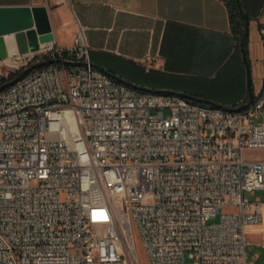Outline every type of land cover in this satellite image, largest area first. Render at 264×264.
Wrapping results in <instances>:
<instances>
[{
	"label": "built area",
	"instance_id": "1",
	"mask_svg": "<svg viewBox=\"0 0 264 264\" xmlns=\"http://www.w3.org/2000/svg\"><path fill=\"white\" fill-rule=\"evenodd\" d=\"M258 32L245 108L137 92L92 66L80 26L68 48L9 59L18 73L60 62L0 91V264H140L137 242L146 264H245L262 212L243 193L264 191V160L243 157L264 149V16Z\"/></svg>",
	"mask_w": 264,
	"mask_h": 264
},
{
	"label": "crops",
	"instance_id": "2",
	"mask_svg": "<svg viewBox=\"0 0 264 264\" xmlns=\"http://www.w3.org/2000/svg\"><path fill=\"white\" fill-rule=\"evenodd\" d=\"M239 1L248 20L246 54L227 0H0V7L44 6L63 48L80 26L90 62L124 82L234 108L248 103V87L253 97L259 93L263 78L264 0ZM249 202L260 204L262 217L247 228L245 264H264V199Z\"/></svg>",
	"mask_w": 264,
	"mask_h": 264
},
{
	"label": "water",
	"instance_id": "3",
	"mask_svg": "<svg viewBox=\"0 0 264 264\" xmlns=\"http://www.w3.org/2000/svg\"><path fill=\"white\" fill-rule=\"evenodd\" d=\"M239 7L240 12L242 13L241 7ZM244 19V33L240 39V45L243 50V43L245 38L247 37V24L248 20L244 13H242ZM6 35H12L18 54H23L28 51H35L38 47V44L50 41L53 39V35L51 32L47 9L44 6H7V7H0V60H3L7 56L5 44L3 37ZM243 60L245 63V68L247 72V84L249 86L250 79H249V67L246 61L245 56H243ZM60 62L58 60H48V61H41L35 63L21 72L7 82H4L0 85V91L5 89L6 87L12 85L17 80L24 77L30 71L42 67L44 65H48L51 63ZM67 63V62H63ZM96 69L105 72L111 78L135 89V90H142L145 92H149L147 89L140 88L135 86L131 83L124 82L120 78L113 76L103 70L101 67L93 65ZM153 93H163V94H175L181 96L185 99L192 100L199 104H210L211 106H215L213 103L204 100V99H197L192 98L183 93H176L172 91H154ZM253 100V95L251 89L248 87V103L242 105V108H245L248 104H250ZM240 108H237V110Z\"/></svg>",
	"mask_w": 264,
	"mask_h": 264
},
{
	"label": "rangeland",
	"instance_id": "4",
	"mask_svg": "<svg viewBox=\"0 0 264 264\" xmlns=\"http://www.w3.org/2000/svg\"><path fill=\"white\" fill-rule=\"evenodd\" d=\"M18 53L14 56H12L10 59L17 58ZM9 58V57H8ZM7 58L0 60V78L1 77H9L11 74L17 73L14 67H9L10 61L6 60ZM155 111L152 110L151 113L153 114ZM167 110H163V114L166 116L167 115ZM243 157L248 158V159H255V160H260L264 159V149L261 150H253L251 152H246L245 150L243 151ZM243 198L252 201L253 199L259 198V199H264V191L262 190H256L253 193L251 192H244L243 193ZM234 211L232 208L224 207L221 209L222 213H227ZM214 222L217 221V218L213 220ZM137 248H138V261L140 264H146L143 258L142 251L140 249L139 243L137 242ZM194 261L187 256V253H185L184 256V264H193Z\"/></svg>",
	"mask_w": 264,
	"mask_h": 264
},
{
	"label": "trees",
	"instance_id": "5",
	"mask_svg": "<svg viewBox=\"0 0 264 264\" xmlns=\"http://www.w3.org/2000/svg\"><path fill=\"white\" fill-rule=\"evenodd\" d=\"M228 1V5H229V8H230V11H231V16L234 17V18H237V21L234 22L232 24L233 26V29H235L237 31V34L239 36V39H241V37L243 36V33H244V26H243V16H242V13H243V10H242V13L240 12L239 10V7L238 6H242L240 1L239 0H227ZM246 38L244 40V43H243V47H244V52L246 54ZM19 73H14V74H11L7 79L8 80H12L13 78H15ZM5 81V78H0V85Z\"/></svg>",
	"mask_w": 264,
	"mask_h": 264
},
{
	"label": "bare ground",
	"instance_id": "6",
	"mask_svg": "<svg viewBox=\"0 0 264 264\" xmlns=\"http://www.w3.org/2000/svg\"><path fill=\"white\" fill-rule=\"evenodd\" d=\"M3 40H4L6 52H7V56H6L7 59L6 60H9L12 56H14L18 53L17 48H16V45H15V42H14L12 35L4 36Z\"/></svg>",
	"mask_w": 264,
	"mask_h": 264
}]
</instances>
